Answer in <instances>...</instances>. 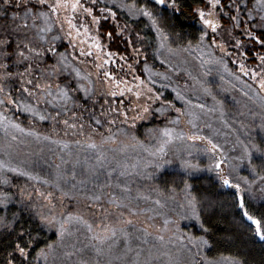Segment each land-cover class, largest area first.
<instances>
[{"label":"rangeland","instance_id":"rangeland-1","mask_svg":"<svg viewBox=\"0 0 264 264\" xmlns=\"http://www.w3.org/2000/svg\"><path fill=\"white\" fill-rule=\"evenodd\" d=\"M139 1L142 0H95L97 10L92 11L91 15L84 11L87 7L83 4V7L77 9L75 13L70 9L67 12L62 9L58 14H50L49 23L52 30L41 33L49 37L51 41L53 37L58 36L60 38L54 39L55 41L65 40L78 49L94 52L99 63L100 53H96L95 46L97 23L93 21V17H96L99 22L104 12L112 13L108 10L115 8L124 12L129 18H143L155 35L157 62L155 67L143 69L144 83L138 84L139 88L134 87L142 94L134 97L128 119L135 123L147 122L152 106L159 100L150 97L156 95L161 97L164 91L172 96L174 105L171 107L175 109L165 126L146 139L118 132L100 141L101 137L92 139L81 132L76 133L72 130L69 134L50 140L51 143L48 141L53 150L66 153L70 158L82 161L87 167L94 166L97 169V175L91 176L88 172L80 174L77 176L76 188L64 190L71 193L64 197L61 196L60 190L55 187L56 183L53 181L45 184L44 179H29L25 176L36 191H33L31 196L33 209L38 212L40 221H42L41 214L55 217L56 221H67L66 227L72 233V235H65L61 241L58 224L50 227L43 222L46 227L53 230L56 240L39 249L30 264H81L82 260H91L94 257L90 245L96 241L91 239L92 233L84 224L75 219L77 216H83L94 227L101 224L103 220L104 223L115 224L118 229L122 226L118 223L119 220L131 219L133 225L128 226V230L134 233L135 242L132 241L133 251L128 253L126 258L129 264L137 259V253L141 262L148 260L149 264H190L196 259L207 264L209 259L204 256L203 249L206 248L204 239L192 235L189 229V225L197 226L198 220L192 215V200L187 185L179 193H171L168 197H162V195L152 197L147 189H131L127 193L131 197L129 208H117L107 203V193L111 192L118 196L124 193L115 186L117 183L111 182L112 187L104 189L105 195L98 206H86L82 194L90 195L94 191L98 192V186L110 183L107 173L113 169L115 171H112V175L135 179V181L150 178L153 172L164 169L178 170L187 177L202 175L213 176L216 179L220 176L228 177L233 183L240 184V195H247L255 202L264 201V179L261 180L255 176L250 163L254 151L257 150L253 145H259L258 141H264V130L260 128L264 124V90L259 87V80L264 78V64L259 59L264 55V44L256 40V37L264 40V20H261L264 16V7H261L257 0H226L225 10L218 6L217 9H213L207 0L210 6L203 10L205 19L217 23V30L213 32L211 27L203 23L199 15L201 33L198 40L172 49L167 45L166 37L157 22L153 25L152 20L140 12L142 8L152 12L150 7L140 6L137 3ZM152 1L157 5L156 8L151 7L153 10L159 7L173 9L172 0H165L164 5L157 4L156 0ZM208 13L212 14L208 15ZM68 16L73 18L72 22L79 29L80 35L76 34V29L69 28L65 19ZM28 24L30 27L25 29L26 35L36 43L40 40L37 35L38 28L44 27V21L36 20L37 27L32 28L33 20L29 18ZM85 27L87 32L84 30ZM69 31L72 32L71 37L67 35ZM202 35H204L203 41H201ZM251 57H254V62H250ZM241 63L248 72L247 75L241 71ZM77 71L79 70H74L75 73ZM253 72L257 73L255 79L252 76ZM77 79L84 80V84L78 80V87L81 85L86 89L91 87L89 80L81 74L76 77ZM149 87L152 88L151 93L147 92ZM177 91L186 100L192 101V105L202 104L204 108L187 105L185 100L177 98ZM145 106L148 107L147 112L143 111ZM160 108L164 111L156 112L168 111L165 106H159L158 109ZM177 108L181 112H177ZM189 112L194 115H189ZM2 114L0 112V136H3L4 140L0 145V161L5 162L9 167H14L7 156L8 148H3V144L7 145L4 143L6 138L13 139L14 136L15 140L41 139L36 138V135L31 132L14 128L12 125L16 123ZM164 129L170 130V137L163 135ZM62 132L64 133L65 130L63 129ZM192 136L197 138L190 139ZM109 137L111 139H108ZM209 140L217 145L215 150L208 143ZM93 142L97 145L95 149L89 147V144ZM65 144L67 147H64ZM101 152L104 159L97 163V157ZM249 153H251L250 157ZM218 161L220 167L216 169ZM3 169L8 170V167ZM121 171L126 174L121 176ZM11 174L17 173L11 172ZM58 179L59 177L57 181L60 183ZM80 181L84 183L81 184ZM94 181L96 184L93 186ZM41 187H44L42 189L44 193L39 190ZM55 190L57 192H53ZM25 192L21 188L20 196L21 194L24 196ZM46 192H51L53 195L47 198ZM69 200L72 201L71 204ZM156 201L160 203L157 204ZM99 205L108 209L107 219H104L103 208ZM120 212H123L122 217L119 215ZM69 216L73 219L68 220ZM145 230L147 241L151 244L143 243ZM160 236L164 239H158ZM116 239L120 241L122 249L124 240L119 231ZM48 245H52L53 248L49 250ZM143 245L149 247H143ZM42 249L46 255L40 254ZM224 258L229 257H218L211 261L215 264H229V261ZM114 264H121V261H114Z\"/></svg>","mask_w":264,"mask_h":264},{"label":"trees","instance_id":"trees-1","mask_svg":"<svg viewBox=\"0 0 264 264\" xmlns=\"http://www.w3.org/2000/svg\"><path fill=\"white\" fill-rule=\"evenodd\" d=\"M137 3L143 7H150L153 17L166 37L167 45L172 49L198 40L201 33L199 10H205L210 6L207 0H175V4H172L173 9L159 7L153 10L151 7L156 8L157 5L152 0ZM81 4L94 12L97 10L92 0H81ZM226 4V0H220L218 7L225 10ZM110 10L115 16L104 12L96 25L95 46L100 45L96 48V53H100L99 63L94 52L89 51L91 55H81V49L65 40L55 41L51 38V41L46 37L44 41L33 42V46L43 50L52 46L55 48V54L45 51L42 59L31 61L32 72L25 73L23 78L14 75L8 80L0 81L4 88V91L0 92V100L4 101L0 104V112L11 122L19 124L25 132H31L36 138L41 139L6 138L4 143L7 145L3 144V148H8L7 156L12 165L54 183L59 177V184L63 190L76 185L77 176L86 173L88 167L82 161L70 158L66 153L53 150L50 140L69 134L72 130L92 139L101 137L100 141L118 132L146 139L165 126L175 109L171 107L174 105L172 96L164 91L152 106L147 122L135 123L128 119L137 92L134 87L143 80V69L156 65V39L143 18L132 19L118 9ZM13 11L22 14V9H9L6 16H0V26L9 29L11 39L15 40L17 36L23 39L27 36L25 29L11 33V28L15 27L11 22ZM3 35L5 33L0 31V37ZM61 53L65 57L62 61ZM250 59V62H254V57ZM9 63L13 73L24 70V65ZM75 69L89 80L91 85L89 89L81 87L82 85L77 86L78 80L82 84L84 80H76ZM2 71L3 69H0V72ZM105 72L109 75L105 76ZM28 79L33 80L32 85L26 83ZM37 83L51 84L49 91L52 95L49 96L41 89H37L35 87ZM57 85L66 88L71 99L66 100L60 94ZM25 87L31 90L32 95L23 91ZM113 91L116 92L115 96L111 95ZM26 106L32 111L26 110ZM159 106H165L168 111L156 112ZM41 115L46 119L41 120ZM65 120L69 125L75 124L76 127L65 125ZM97 120L100 121L99 124L96 123ZM3 140L4 137L0 136V145ZM258 142H260L258 146L264 149V141ZM219 163L216 162V165ZM250 163L255 176L260 179L264 177V155L257 150L254 151ZM150 176L137 181L115 174L108 178L110 183L126 184L133 190L147 189L152 197L158 195L168 197L171 193H179L187 185L191 200L195 197V207L200 217L197 226L189 225V229L192 235L208 241L206 248L203 249L205 256L213 259L230 257L239 259L243 264H264V243L258 241L255 227L245 219L243 210L239 207V198L243 196L247 210L257 218L264 217V201L255 202L247 195H240L230 186L225 189L221 176L217 179L207 175L187 177L178 170L165 169L153 172ZM5 179L7 183L3 182ZM95 184L96 181L93 182V186ZM21 188L26 191L24 196L22 194L20 196ZM42 189L44 187L39 188L41 192ZM33 191L35 190L25 176L11 174L6 169L0 170V218L3 219V223H0V264H9V261H12V264H30L39 249L56 240L53 230L40 221L38 212L33 209L31 196ZM68 202L71 204L72 201ZM132 241L135 242V239ZM17 243L22 246L27 244L29 254L27 259L20 256L16 249Z\"/></svg>","mask_w":264,"mask_h":264},{"label":"snow or ice","instance_id":"snow-or-ice-1","mask_svg":"<svg viewBox=\"0 0 264 264\" xmlns=\"http://www.w3.org/2000/svg\"><path fill=\"white\" fill-rule=\"evenodd\" d=\"M93 3H95V0H93ZM157 4L164 5L165 0H156ZM209 3L211 4L212 8L215 9L218 5H220V0H209ZM257 3L261 6L264 7V0H257ZM172 4H175V0H172ZM83 7L81 4V0H0V16H6L7 12L9 9L15 8V9H22V14L20 12L13 11L11 15V22L12 24H15V27L11 28V33H18L24 29H29V24H28V19L31 18L33 20V24L31 25L32 28H36L37 25L35 24L36 20L42 19L44 21V27L38 28L37 35L39 36V39L41 41H44L46 37L44 35H41V33H47L52 30L51 25L49 21L51 20V15L50 14H58L62 9L67 12L69 9L71 12L75 13L77 9ZM84 11L88 13L89 15L92 14V9L91 8H84ZM103 11V9H102ZM108 11H111L110 9ZM140 12L144 15L149 17L152 20L153 25L156 24V20L153 17L152 12L148 11L146 8L140 9ZM212 13H208V15H211ZM113 16H115V13H112ZM199 15L201 19L203 20V23L206 26L211 27L212 31L215 32L217 30L218 24L214 23L210 19H205V12L203 10H199ZM58 18V16H57ZM67 20L68 26L70 29H76V34L80 35L79 29L77 26L72 22L73 18L68 16L65 17ZM20 21V23H16V21ZM261 20H264V16L261 17ZM93 21L98 23V19L96 17H93ZM85 32H87V27H85ZM0 31H3L5 35L3 37H0V69H3L2 72H0V81L8 80L12 78L14 75H19L20 77H24L25 73L31 74L32 69H33V64L31 61L34 60H39L42 59L44 56L45 51L47 52H52L55 54V48L52 46H49L46 50H43L38 47L33 46V41L32 39L28 38L25 36L23 39L20 38L19 36L16 37L15 40L10 38L9 34V29L7 27L0 26ZM159 31V29H158ZM69 37L72 36V32L69 31L67 33ZM111 33H109V36ZM206 35V33L204 34ZM204 35L201 36V41L204 39ZM251 35V33H249ZM60 37L56 36L53 37V39H59ZM256 40L258 43L264 44V40H260L259 37H256ZM97 48L100 47L99 44L96 45ZM91 55V52L85 53L83 50L81 51V55ZM111 55V53H109ZM60 59L61 61L65 59L64 54H60ZM260 61L262 64H264V55L259 57ZM15 64L17 66L19 65H24V70L17 71L16 73H13L10 70V63ZM28 62V63H25ZM99 67V66H98ZM241 71L244 72L245 75L248 74L247 71H245L243 63L240 65ZM53 71H55V66H53ZM77 76L80 75L79 71H77ZM109 73L105 72V76H108ZM253 79L256 78L257 73L253 72L252 73ZM167 78V77H165ZM138 79V78H137ZM27 84L32 85L33 80L28 79L26 81ZM141 84L144 83V81L140 82ZM35 87L37 89H41L42 92L46 93L47 95L51 96L52 93L49 91L51 88V84L45 83L43 85L37 83L35 84ZM82 87V86H81ZM139 88V85L136 86ZM259 87L261 90H264V78L259 80ZM57 88L60 90V94L66 99H71V97L68 94V90L66 88H61L60 85H57ZM128 91H132V89H127ZM4 88L2 85H0V92H3ZM23 91L28 92L29 95H32V92L29 88L25 87L23 88ZM85 91H87L85 89ZM147 92L151 93L152 88H147ZM123 94V93H121ZM136 96L139 97L142 93L140 91H137ZM111 95L115 96L116 92L113 91ZM247 95V93H245ZM151 99H159V95H156L154 97H150ZM177 98L185 100V103L187 105L193 106V107H199L201 109L204 108V105H192V101L186 100L179 91H177ZM13 102V101H9ZM4 101L0 100V104H3ZM165 103H169L168 101H165ZM26 110L32 111L31 108H28L26 106ZM144 112L148 111V107L145 106L143 109ZM159 112H163L164 109L160 108L157 109ZM177 112H181L179 108L176 109ZM189 115H194V113L189 112ZM140 118V117H137ZM41 120H45L46 117L41 115L40 116ZM175 122V121H174ZM97 124L100 123L99 120L96 121ZM64 124L75 128V124L69 125V122L67 120L64 121ZM14 128L19 129L20 131H24L22 128H20L19 124H13L12 125ZM261 130H264V124L260 126ZM163 135L170 137L171 133L170 130L164 129L163 130ZM182 135V134H181ZM197 137L192 136L190 139H196ZM13 139L15 137L13 136ZM108 139H111L109 137ZM201 139H204L201 137ZM79 143V142H77ZM209 144L212 145L213 150L216 149L217 145L213 144L211 140L208 141ZM64 147H67V144L64 145ZM90 148H97V145L93 142L89 144ZM257 149V151L261 152L262 155H264V149H261L258 145H253ZM162 150V149H161ZM249 157L251 156V153L248 154ZM104 159L103 153L97 157V163H100ZM222 163V162H221ZM8 167V170L17 173L22 176H26L29 179H39V177L33 176L32 173L26 172V171H21L17 167H9L8 165L5 164V162L0 161V170L3 168ZM217 168L220 167V164L216 165ZM112 171H115L113 169ZM112 171L107 173V176L111 178L112 176ZM87 172L91 176L97 175V169L89 165L87 168ZM126 173L124 171L120 172L121 176H124ZM75 175V174H73ZM242 179H246L243 178ZM261 179H264V177H261ZM4 183H7V180L5 179L3 181ZM222 182L226 186H230L232 188H235L238 192L241 190V186L239 183H233L228 177H222ZM43 183L49 184L51 183L48 180H44ZM81 184L84 183V181H80ZM117 188H120L121 191L124 193L122 196L115 195L111 192L107 193L108 200L107 203L109 205H113L117 208H129L131 204V197L127 195L131 191V189L125 184L121 185L120 183H117L115 185ZM55 187L60 190L61 196H69L71 193L65 192L63 188L60 187L59 182L57 181L55 184ZM112 184L111 183H105L103 185L98 186V192L94 191L90 195L89 194H82L84 197V200L86 202V206L88 207H96L98 206V203L102 200V197L105 195L104 189L105 188H111ZM72 188L75 189L76 185H72ZM43 195V194H42ZM53 194L49 192L47 194V198H50ZM75 198V197H73ZM147 199V197H145ZM91 202V203H88ZM49 203H51V200L49 199ZM157 204L160 203V201H156ZM100 207L103 208V214H104V219L108 218V209L104 208L103 205H99ZM239 207L243 210V215L247 218L248 221H250L253 225H255V233L261 240H264V217L257 218L256 216L252 215L249 213L245 206V201L243 196L239 198ZM191 210H192V215L199 220V214L196 210L195 207V197L192 198L191 202ZM130 211H135V209H130ZM119 215L122 217L123 212H120ZM73 219L72 216L68 217V220ZM75 219L83 223L84 226L87 228V230L92 233L91 239L96 241V243H93L90 245L91 250L94 252V257L91 260H82L81 264H114V261H121V264H129L127 261V256L128 253L133 251L132 248V239L134 236V233L128 230V226L133 225V221L131 219L129 220H119L118 223L122 225L119 229L115 226L113 223H104L103 220L101 221V224L94 225L92 223H89L86 219H84L83 216H77ZM41 220L42 222H45L48 224L50 227L51 226H56L58 224V231L60 235L61 241H63L65 235H72V233L68 230L66 227L67 221H56L55 217H48L44 216L41 214ZM0 223H3V219L0 218ZM165 224H167V221H165ZM203 226V225H202ZM207 230V229H205ZM118 231L121 233L124 244L123 248H120V241L116 239ZM146 233V230H145ZM23 235V234H21ZM147 233L143 239V243L147 244ZM136 239H141L140 237H135ZM158 239L163 240L164 237L160 236ZM30 242V241H29ZM204 244H207V240H203ZM87 247V246H86ZM53 248L52 245H48V249L51 250ZM16 249L19 252L20 256L23 257L24 259L28 258V252H27V244H24L23 246L20 243L16 244ZM41 255H46L44 250H41ZM149 256H151V252H149ZM139 253H137V259L132 260L130 264H149L148 260H145L141 262L139 260ZM229 261V264H243L242 261L239 259H233V258H224ZM9 264H12V261H9ZM207 264H215L214 261H207Z\"/></svg>","mask_w":264,"mask_h":264},{"label":"flooded vegetation","instance_id":"flooded-vegetation-1","mask_svg":"<svg viewBox=\"0 0 264 264\" xmlns=\"http://www.w3.org/2000/svg\"><path fill=\"white\" fill-rule=\"evenodd\" d=\"M205 256V255H204ZM206 259L212 260L213 258H208L207 256H205ZM216 259V258H215ZM190 264H203L200 259H196V261L191 262Z\"/></svg>","mask_w":264,"mask_h":264},{"label":"water","instance_id":"water-1","mask_svg":"<svg viewBox=\"0 0 264 264\" xmlns=\"http://www.w3.org/2000/svg\"><path fill=\"white\" fill-rule=\"evenodd\" d=\"M224 187H225V189H228V186L224 185ZM245 219L247 220L246 217H245ZM247 221H248V220H247ZM248 222H249L251 225H253L250 221H248ZM253 226L255 227V225H253ZM256 237H257L258 241L264 243V240H261V239L259 238V236L256 235Z\"/></svg>","mask_w":264,"mask_h":264}]
</instances>
